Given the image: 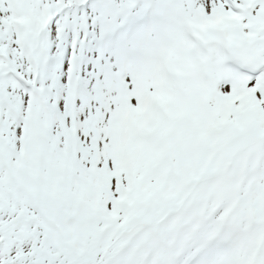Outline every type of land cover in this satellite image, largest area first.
I'll list each match as a JSON object with an SVG mask.
<instances>
[{
    "label": "snow or ice",
    "instance_id": "snow-or-ice-1",
    "mask_svg": "<svg viewBox=\"0 0 264 264\" xmlns=\"http://www.w3.org/2000/svg\"><path fill=\"white\" fill-rule=\"evenodd\" d=\"M0 264H264V0H0Z\"/></svg>",
    "mask_w": 264,
    "mask_h": 264
}]
</instances>
